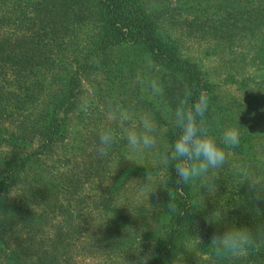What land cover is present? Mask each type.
Here are the masks:
<instances>
[{
	"label": "trees",
	"instance_id": "1",
	"mask_svg": "<svg viewBox=\"0 0 264 264\" xmlns=\"http://www.w3.org/2000/svg\"><path fill=\"white\" fill-rule=\"evenodd\" d=\"M174 4L194 15L191 26L214 32L216 37L230 34L224 38L229 42L243 40L247 31L252 65L253 58L258 59L256 65L264 61V0H176ZM166 6H152L148 12L139 0H0V118H9L11 110H38L31 119L30 114L23 115L21 121L29 124L18 134L0 126V142L9 147L0 152V252L4 264H17L18 260V254L4 244L9 235L5 225L13 220L29 227L36 219L29 210L32 198L27 185L35 183L38 189L46 185L45 175L50 172L43 155L66 137V119L59 113L76 112L84 78L107 65L120 46H138L154 66L151 80L159 82L163 94L157 99L148 95L147 103L152 105L154 119L165 126L162 134L168 150L179 130L164 116L162 107L167 104L174 109L186 90L192 92L193 99L201 91L207 93L205 119L217 135L225 127H235L240 134L237 146L225 147L228 165L220 172L217 193L221 198L212 201L214 206L208 203L204 188L210 171L181 185L172 161L160 175L154 210L157 217L152 225L157 229L151 239L155 246L143 264H171L180 252H187V261H193L196 250L198 260L205 262L264 264V75H242L237 82L245 94L241 108L219 109L213 84L202 66L183 57L162 26V16L171 9ZM49 72L54 86L46 90L44 78ZM136 89L145 91L141 85ZM35 137H39L37 144L25 143ZM97 160L90 164L94 172L96 165L100 167ZM234 162L240 167L235 168ZM132 165L135 171L125 165L111 176L109 187L122 186L134 175H145L142 165ZM44 170L48 173L41 176ZM215 170H211L212 178ZM18 185L21 192L15 196ZM76 186L73 179V190ZM11 195L16 199L6 204ZM61 210L55 205L54 215ZM72 213V232H78L74 219L79 214L73 208ZM235 227L246 228L252 236L253 243L243 254L229 255L211 244L213 234ZM186 240L184 248L182 241ZM29 264L42 263L37 259Z\"/></svg>",
	"mask_w": 264,
	"mask_h": 264
},
{
	"label": "rangeland",
	"instance_id": "2",
	"mask_svg": "<svg viewBox=\"0 0 264 264\" xmlns=\"http://www.w3.org/2000/svg\"><path fill=\"white\" fill-rule=\"evenodd\" d=\"M139 1L148 12L152 6L171 8L162 16V26L175 40L179 52L202 66L213 84L219 109L239 110L245 95L239 90V78L244 74L264 75L263 59L256 65L258 59L253 58L252 65L248 56L247 49L250 50L252 44L250 34L245 31L243 40L229 42L224 38L230 34L216 37L214 32L191 26L194 15L187 13V9H179L174 4L176 0ZM153 67L148 54L138 46H120L107 65L84 78L76 112L59 113L65 116L67 134L58 147L48 149L43 155L50 172L44 170L41 175L48 173L44 180L46 185L39 189L35 183L27 185L30 189L27 194L32 198L29 210L36 214V219L29 227L13 220L5 225L9 235L4 238V244L18 254L17 264H29L37 259L42 264H143L152 252L155 242L151 239L157 229L152 227L157 217L154 210L161 188L158 183L160 175L168 168L160 161L169 150L162 134L165 126L154 119L150 111L152 105L147 103L148 93H139L136 88L141 85L138 76L151 80ZM44 79L46 90L54 86L50 72ZM37 112L11 110L9 118H0V126L18 134L29 124L21 121L23 115L30 114L31 119ZM124 112L128 114L127 120L122 118ZM145 117L156 125L153 134L156 143L152 148L132 149L126 135L129 131L141 133ZM105 130L112 132L114 141L107 154L100 156L97 152L99 134ZM38 142L39 137H35L31 143H25ZM8 150L7 143L0 142V152ZM110 150L115 153L110 154ZM95 160L100 164V167L96 165L97 172L92 171L93 167L90 169ZM132 164L142 165L145 175H134L124 185L120 183L110 188V177L125 165L135 171ZM227 165L226 156L224 164L215 170L216 177L212 178L214 173L210 170L204 185L208 203L221 198L217 193L222 181L220 172ZM233 165L240 167L235 162ZM73 179L77 183L74 190ZM21 188L16 186L15 196L20 194ZM15 196L11 195L6 204L16 199ZM55 205L58 210L63 209L54 215ZM72 208L79 214L74 219L78 232H72ZM182 246L187 248V240L182 241ZM196 251L195 260L188 262L187 252H180L171 264H218L213 260H198L200 254ZM0 264H4L1 252Z\"/></svg>",
	"mask_w": 264,
	"mask_h": 264
},
{
	"label": "clouds",
	"instance_id": "3",
	"mask_svg": "<svg viewBox=\"0 0 264 264\" xmlns=\"http://www.w3.org/2000/svg\"><path fill=\"white\" fill-rule=\"evenodd\" d=\"M137 79L151 99L162 96L163 89L158 81L142 76H138ZM208 109L207 93L201 91L193 99L190 90L185 91L174 109L167 104L162 107L164 116L174 121L179 131L171 149L166 152L160 163L164 167H169L170 162L175 161L178 184L184 185L206 175L212 169L221 167L226 159L225 147H235L240 142V134L235 127H225L219 135L209 127L205 119ZM122 118L127 120L128 114L122 113ZM141 127V133L129 131L126 135L127 143L132 149H148L156 143L153 135L156 131L155 123L145 117ZM113 141L114 137L110 130L101 131L97 146L98 154L106 155ZM210 239L211 244H215L221 252L233 256L243 254L253 243L251 233L243 227L226 229L222 234H213Z\"/></svg>",
	"mask_w": 264,
	"mask_h": 264
}]
</instances>
